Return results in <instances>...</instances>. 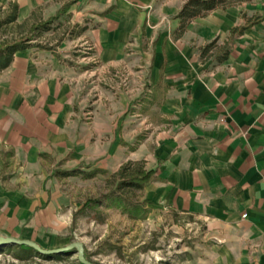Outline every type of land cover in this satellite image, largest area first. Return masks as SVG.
I'll list each match as a JSON object with an SVG mask.
<instances>
[{
    "label": "crops",
    "instance_id": "crops-1",
    "mask_svg": "<svg viewBox=\"0 0 264 264\" xmlns=\"http://www.w3.org/2000/svg\"><path fill=\"white\" fill-rule=\"evenodd\" d=\"M188 1L0 0L18 6L27 33L68 8L42 39L52 49L17 52L0 69V167L11 171L0 236L67 246L57 179L82 161L85 176L100 172L93 180L144 162L150 216L204 228L194 264H264V0L216 9L180 35ZM71 44L87 66L68 59Z\"/></svg>",
    "mask_w": 264,
    "mask_h": 264
},
{
    "label": "rangeland",
    "instance_id": "rangeland-1",
    "mask_svg": "<svg viewBox=\"0 0 264 264\" xmlns=\"http://www.w3.org/2000/svg\"><path fill=\"white\" fill-rule=\"evenodd\" d=\"M6 16L7 12L0 9V42L13 41L26 36L27 32L22 27L2 25ZM64 30L65 28H60L55 34L59 37ZM69 50H71L69 60L82 62L83 66H87L85 64L89 60H82L85 56L84 52L87 51L75 48V44H71ZM90 62L93 61L90 60ZM89 89L91 96L87 99L90 102L99 91L94 85ZM80 93L82 99L80 111L83 118V115L88 113L89 107H83L86 105L85 102L83 103V88ZM104 96H107L106 92ZM81 148L79 149L80 154H83V143ZM68 161L70 160H66L65 163ZM73 164L71 161V166ZM64 165L67 166L68 163ZM60 166L63 168V164ZM62 168L57 166V171H62ZM72 172L79 173L73 176L70 175ZM96 172L89 171L88 174ZM10 173L9 169L0 167V184L11 175ZM101 173V176L94 180L87 179L89 175L83 174L82 161V165L77 169L65 171L66 178L57 179L56 189L61 191L63 198L62 211L66 217L67 214L70 216L67 231L56 237L58 242L67 243V246L74 242L83 243L91 259L99 264H194L191 258L196 253L195 247L201 246L204 238L202 234L204 228L201 224H199L200 231L197 232L191 225H188L192 223L191 220L185 223L180 220L175 223L159 215L150 216L151 212L146 214L144 210L138 214L125 211L111 197L114 189L113 175L106 172ZM137 199L144 202L141 193H137ZM183 259L184 263L181 261ZM75 260L76 257L73 256L62 261L41 260L38 264H73ZM11 261V256L0 255V264H7Z\"/></svg>",
    "mask_w": 264,
    "mask_h": 264
},
{
    "label": "trees",
    "instance_id": "trees-1",
    "mask_svg": "<svg viewBox=\"0 0 264 264\" xmlns=\"http://www.w3.org/2000/svg\"><path fill=\"white\" fill-rule=\"evenodd\" d=\"M244 0H189L177 18L180 21L179 33L182 35L189 23L197 18L205 17L210 12L226 8ZM0 9L7 12L5 20L2 25H16L18 16V6L11 4L8 7L0 6ZM68 8H64L56 17L51 18L48 21L35 24L31 27L26 36L13 41L0 42V69H4L9 66L15 53L24 51L31 47H37L40 49H52L48 44H44L43 38H46V34L54 31L53 24L67 12ZM241 33L242 31H238ZM218 40L207 45L201 50L202 58H208L212 52L218 47ZM228 57V50H222V55L218 58V62H223ZM79 172H72L70 175H77ZM97 173L88 174V178L94 177ZM114 189L111 193V197L114 202L122 206L125 211H131L133 214H138L141 210H144L146 214L151 211L147 209V203L140 202L137 199V193H141L144 187L152 180L153 174L145 170L144 162H129L124 164L120 170L112 176ZM136 211V212H135ZM146 217V216H145ZM6 254L11 256L12 261L7 264H38L39 261L56 260L62 261L70 259L75 256L71 253L62 254L56 256H43L38 252L27 246H11L4 250H0V255ZM88 261L94 262L87 251H85ZM76 257V256H75ZM73 264H80L76 258Z\"/></svg>",
    "mask_w": 264,
    "mask_h": 264
},
{
    "label": "water",
    "instance_id": "water-1",
    "mask_svg": "<svg viewBox=\"0 0 264 264\" xmlns=\"http://www.w3.org/2000/svg\"><path fill=\"white\" fill-rule=\"evenodd\" d=\"M11 246H27L38 252L43 256H56L62 254H69L72 252L76 256L80 264H95L87 260L85 254V246L81 242H74L68 246L59 249H45L42 248L38 243L31 240H18L11 237L0 236V250H4Z\"/></svg>",
    "mask_w": 264,
    "mask_h": 264
}]
</instances>
